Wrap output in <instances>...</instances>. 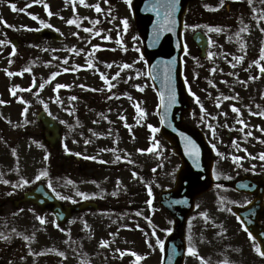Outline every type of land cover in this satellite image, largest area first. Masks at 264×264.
Returning <instances> with one entry per match:
<instances>
[{
  "label": "rangeland",
  "instance_id": "1",
  "mask_svg": "<svg viewBox=\"0 0 264 264\" xmlns=\"http://www.w3.org/2000/svg\"><path fill=\"white\" fill-rule=\"evenodd\" d=\"M39 4L43 12L33 10ZM15 5L17 10L13 11L0 2V26L7 25L4 33L0 30V40L9 42L12 37H18L21 41L28 38V42L21 43L14 55L9 43L0 45V100L4 101L0 103V181H9L8 184L0 182V199L21 194L36 182H32L36 175L47 171L48 175L40 181L45 180L47 185L51 182V190L71 197L62 201L79 203L84 198L77 192H83L88 199L99 203V209L74 214L59 227L50 215L40 213L31 205L13 213L9 208L4 209L0 213V234L9 239H0V264H135L131 252L144 257L139 264H154L160 255L161 236L150 226L157 224L155 221L163 226L166 215L156 207L146 209L144 203L159 190L172 186L179 160L169 151L170 145L149 127L158 125L154 118L156 102L144 62L136 51L140 43L129 4L126 0H84V4L73 0L55 5L50 0H40ZM96 5L101 8L100 12L95 10ZM19 9H28L39 19L31 17L27 23L21 18L26 10ZM68 19H76L79 26L67 24ZM40 20L62 34L63 42L33 41L32 31L42 25ZM185 25L183 34L188 38L185 55L188 83L185 85L191 110L184 120L203 131L207 138L212 134L213 139V133L219 129L220 136L216 138L232 140L226 156L235 168L233 175H257L264 170V160L259 159L264 153V116L253 113L264 112V78L258 77L259 66L253 61L259 59L264 48V0H224L222 6L221 0L193 2L186 11ZM85 28L92 31L86 32ZM189 28L202 30L212 41L208 47L213 54L211 58L209 55L206 59L198 57L186 33ZM209 28L221 31H209ZM224 28L237 32V40L236 35L224 39ZM97 31L99 36L95 34ZM241 55L244 59L237 61L235 57ZM89 60L92 67L88 66ZM125 64L131 67L124 68ZM52 71H59L58 75L50 74ZM8 72L15 75L9 76ZM101 74L114 85L111 90ZM33 79L39 86L30 91L28 86ZM234 80L238 81L236 85ZM61 84L67 87L57 89ZM73 96L77 99L72 100ZM137 105L143 109V116L136 111ZM232 106L240 112L234 113ZM39 110L46 111L62 125L63 142L58 148L48 149L41 140L40 125L35 119ZM241 119L244 124L238 123ZM13 127L21 133L17 139L16 132L10 133ZM227 131L231 134L228 139ZM155 141L159 142L158 151H140L154 147ZM66 153L80 154L79 168L67 169ZM237 156L242 158L239 163L233 161ZM59 169L67 170V181L63 175L60 179L52 178V171ZM133 172L137 173L136 177ZM23 179L30 183L13 188ZM37 217L45 222L41 223ZM214 217L210 210L207 219L224 221L218 209ZM149 218L153 221H148ZM240 239L246 243L245 238L240 236ZM240 239L221 238L222 245H215L213 252L232 251L254 264H264L242 247ZM104 240L109 241L107 247L100 246Z\"/></svg>",
  "mask_w": 264,
  "mask_h": 264
},
{
  "label": "water",
  "instance_id": "2",
  "mask_svg": "<svg viewBox=\"0 0 264 264\" xmlns=\"http://www.w3.org/2000/svg\"><path fill=\"white\" fill-rule=\"evenodd\" d=\"M189 1L190 0H179V4L175 11L176 26L174 30L163 31L159 39L156 38L154 29L158 24L162 25L164 23V10L161 9L160 17H157L156 12L151 10L153 5L157 4V0H135L132 6L136 27L141 30L140 35L143 44L142 54L147 60L148 72L149 74L151 73L150 77L156 87L158 98L161 92H164L167 96L168 88L165 87V76L169 68L171 69L172 86H174L176 90L177 103L168 113L165 122L161 123V116L164 113V109L160 104L158 107V116L160 119V132L174 145L173 151L180 158L181 166L176 173L175 186L169 191L160 193L159 204L179 221H182L188 210L191 209L194 197L206 191L211 186V156L205 145L204 139L199 132L195 129L187 128L182 122L183 112L188 110V99L185 94L181 76L182 66L180 57L182 53V42L180 36L182 16ZM48 34L53 38H58L54 37L50 32ZM193 39L203 51L206 42L202 35L196 33ZM14 44H16V41H14ZM173 60L175 63H170ZM166 62L169 63L166 64ZM153 76L155 79L152 78ZM38 118L41 119L45 128L44 135L46 142L50 146L56 145L59 140V126L43 113H41ZM185 137H190L199 148L200 155L198 161L194 160V158L185 151ZM197 163L199 166H197ZM20 200L32 201L42 210L49 209L54 215L57 224L66 222L73 212L85 206H90L88 203L78 206L62 205L40 184H37L36 187L29 192H26ZM240 217L244 221L249 218L246 215H241ZM247 228L249 231H253L251 226ZM170 247V264H180L179 261L181 256L177 255L178 257H176L173 245H170Z\"/></svg>",
  "mask_w": 264,
  "mask_h": 264
},
{
  "label": "snow or ice",
  "instance_id": "3",
  "mask_svg": "<svg viewBox=\"0 0 264 264\" xmlns=\"http://www.w3.org/2000/svg\"><path fill=\"white\" fill-rule=\"evenodd\" d=\"M34 2H37L38 3V2H40V0H34ZM126 2L129 5H131V0H126ZM80 3L81 4H84V0H80ZM223 3H224V0H221V6L223 5ZM178 4H179V0H157V4L153 5V7H152L151 10L154 11V12H156L157 17H160V15H161V9L164 10L163 11L164 23L162 25L161 24H158L157 27L154 29V33H155V36H156L157 39H159V37H160V35H161V33L163 31H173L174 30V28L176 26L175 11H176V7H177ZM30 6L31 5H27L26 7H30ZM11 7H12L13 11H16L17 10L15 4H12ZM44 7H45L46 10H48V5L47 4H45ZM25 10L26 9H19V11H25ZM95 10L97 12H100L101 11V8L99 7V5H96L95 6ZM48 15L49 16L52 15L51 11L48 12ZM32 19L37 20L39 18L37 16H35V15H32ZM2 22L6 23V21H2ZM39 22L44 27H46V28H51L52 27L51 24H47L43 20H40ZM94 23H98V21H95ZM67 24L79 26V23H78V21L76 19H68L67 20ZM123 25H124V28L126 30L127 27H128V21H127V19L123 20ZM197 27H199V26H197ZM245 30L246 29H241V31H245ZM84 31L91 32L92 30L89 29V28H85ZM209 31L219 32V31H221V29H219V28H209ZM262 31H264V29H262ZM95 34L97 36H99L100 35V32L97 31ZM74 35H75V33H74ZM104 38L105 39H110V37H104ZM6 43H9V42L8 41L0 40V45H4ZM211 43H212V41L209 40V44H211ZM242 48H243V45H242ZM73 51H76V50L73 49ZM136 51H139V49H136ZM14 54H15V47H13V53H12V55H14ZM208 55H209V58H211L213 54L210 52ZM235 59L237 61H242L244 59V57L243 56H238V57H235ZM261 61H264V48H262L260 50L259 59L253 61V64H256L257 66H259L260 71L261 72H264V65H261ZM64 63H67V60H65ZM167 63H169V62H166V64ZM170 63L174 64L175 61L173 60ZM88 66L89 67H92L91 60H89ZM233 66H235V65H233ZM108 67H111V65H108ZM123 67L124 68H130L131 65L125 64V65H123ZM25 71H30V69H25ZM64 71H68V69L65 68ZM7 74L9 76L15 75V73H12V72H8ZM20 74L22 75L23 73H20ZM57 74H54V75H57ZM149 75L151 76V73ZM116 76L117 77L119 76V72L116 73ZM115 78L116 77H113V79H115ZM152 78L155 79L154 76ZM101 79L104 80V82L107 85V87H108L109 90H111V88L114 87V85L109 81L108 77L104 76L103 74H101ZM250 79H251V77H250ZM165 81H166L165 87L168 88L167 96L165 95L164 92H161L159 94V104L164 109V113L161 116V123H164L165 122V120L167 119L168 113L171 111L172 107L177 103L176 90H175V87L172 86L171 69L170 68L168 70L167 75L165 76ZM242 83H246V81H242ZM40 87H43V85H40ZM64 87H67V86L66 85H62V84L61 85H57V89L64 88ZM81 87H83V85H81ZM28 90H31V89H28ZM92 90L93 91H96V89H92ZM140 90L142 91L143 89L141 88ZM11 91H12V94L13 95L16 94V89L15 88H13ZM100 91H103V89H100ZM189 91H191V90L189 89ZM192 95L195 97V93H192ZM71 99L72 100H76L77 97L73 96V97H71ZM129 99H131V97H129ZM195 99H196V103L197 104H200L199 98L198 97H195ZM225 99H229V97H225ZM0 103H4V101L0 100ZM217 107H219V104H217ZM201 108L203 110V106L202 105H201ZM136 111L141 116H143L145 114L144 111H143V109H141L138 105L136 107ZM232 111L234 113H239L240 112V109L237 108V107H235V106H232ZM253 114H258V115L264 116V112L253 113ZM121 119H123V117H121ZM238 123L244 124V121L241 119V120H238ZM149 127L151 128V131L153 133H156V132L160 131L159 128L153 127L151 125H149ZM241 131H243V129H241ZM248 135H251V133H248ZM184 139H185V151L187 152L188 155L192 156L194 158V160H197L198 161V158H199V155H200L199 148L197 147V145L195 144V142L191 140L190 137H185ZM158 145H159V142L158 141H155V146L154 147H150V148H148L146 150H140V151H142V152L143 151H147L149 153H151L153 151H158ZM213 148H215V145H213ZM66 151H67V148H66ZM13 154L15 155V150H13ZM77 155H80V154L77 153ZM86 158L95 159V157H86ZM45 159H47V157H45ZM117 159H119V157H117ZM241 159L242 158L241 157H238V156L237 157H233V161L235 163H239V161ZM259 159L260 160H264V153H262V154L259 155ZM197 166H199L198 163H197ZM153 171L155 172L156 169H153ZM47 175H48V172L47 171H42L38 175L35 176V180L32 181V182L40 181L42 179V177H46ZM133 176L136 177L137 176V173L133 172ZM0 182H2L4 184H8L9 183V181H7V180H3V181H0ZM29 183H30L29 180L23 179L22 182H20L19 184L13 185V188L23 187V186H25V185H27ZM48 187L49 188H52L51 182H49ZM218 187H219V185H218ZM245 187H247V186H245ZM52 190H53V192H55V189H52ZM55 194H56V196L59 199H62V200L71 199V197L62 196L59 193H55ZM148 194H149V196L152 195V191H151V188L150 187L148 188ZM77 195L83 197L84 199H88L89 198L83 192H77ZM113 195H115V193H113ZM73 203H75V201H73ZM148 203L151 204L152 201L149 200ZM203 215L205 216V219H207V214H203ZM37 219H39L41 221V223H44L45 222L42 217H37ZM237 219L240 220L239 217H237ZM240 224H241V226H244L245 221L244 220H240ZM57 227H59V225H57ZM61 231H64V230L61 229ZM244 231L245 232H248L249 238L253 241V247H254L255 252L258 253L261 257H264V251L261 250V247H260L259 244H256L255 243V237L252 235V233L248 230L247 227H244ZM0 239L8 240L9 237L3 236L2 234H0ZM24 239L27 240V239H29V237H24ZM189 240H191V237H189ZM158 243L160 244V248L163 251V249H164L163 242L162 241H158ZM108 244H109V241L104 240V241H101V245L100 246L101 247H107ZM117 251H120V250L117 249ZM187 253L189 255H191V256H197L198 255L197 250L193 246H191V245L187 248ZM58 254L60 256H64V253L63 252H60ZM124 254L125 253H121V255H124ZM130 254L135 257V264H139V261H141L142 259H144L143 256H141V255H139V254H137L135 252H131ZM201 264H205V262L203 261L202 258H201Z\"/></svg>",
  "mask_w": 264,
  "mask_h": 264
},
{
  "label": "flooded vegetation",
  "instance_id": "4",
  "mask_svg": "<svg viewBox=\"0 0 264 264\" xmlns=\"http://www.w3.org/2000/svg\"><path fill=\"white\" fill-rule=\"evenodd\" d=\"M25 1H32V0H18L17 2H25ZM54 2V4L62 3L63 1H71V0H50ZM43 25L39 26L42 27ZM7 27L3 25L0 26V29H6ZM28 38L23 39L21 41L22 44H24L27 41ZM40 40L48 41L45 38H41ZM212 136V134H211ZM217 136H220V132L217 134H213V140L215 141V144L220 145L222 144V141ZM223 170L220 171V179L221 182L218 185H216L217 192L215 193V200L217 204H221L223 209L232 208L233 206H245L248 204L253 198H255L258 194L257 191L253 193H243V192H236L233 190L231 186V182L229 180H226L223 174ZM259 177V176H258ZM218 200V201H217ZM263 201H264V195H263ZM10 204L9 202H6L5 205ZM23 205V204H22ZM21 206V205H20ZM235 221V220H234ZM238 222V221H237ZM204 225L203 227L210 226V233L206 234L204 237L197 236L193 240V246L196 250L198 255L197 256H191L187 253L185 255V261L187 264H201V258L205 262V264H254V262H251L247 257L242 256L240 253L236 254L232 251H225L220 252V254H215L214 248L222 245L220 243L221 238H230L232 237L231 233H225L223 223H220V221H203ZM258 224L264 225V210H262L259 214L258 218ZM212 228H215V231L212 230ZM244 237V235H243ZM249 238V237H248ZM247 238V239H248ZM248 241L253 243L252 240ZM259 255V254H258ZM257 257L261 259L262 262H264V257H261L260 255Z\"/></svg>",
  "mask_w": 264,
  "mask_h": 264
}]
</instances>
